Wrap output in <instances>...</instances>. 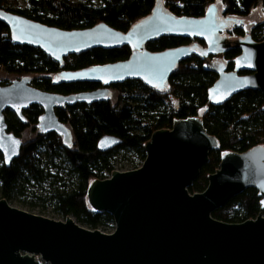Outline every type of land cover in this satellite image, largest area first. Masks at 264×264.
I'll use <instances>...</instances> for the list:
<instances>
[{"label": "water", "instance_id": "obj_1", "mask_svg": "<svg viewBox=\"0 0 264 264\" xmlns=\"http://www.w3.org/2000/svg\"><path fill=\"white\" fill-rule=\"evenodd\" d=\"M220 4H209L198 18L177 17L157 4L151 13L120 32L104 22L90 28L64 30L0 9V22L19 45H31L53 61L90 48L114 49L128 46L130 56L122 61L94 65L76 71H60L53 82H94L99 88L60 95L34 87L29 76L0 85V154L6 167L17 158L28 130L21 138L7 131L5 110L23 121L22 111L31 105L41 108L37 120L40 134L54 133L63 147L73 145L72 133L55 114L57 107L75 103L93 104L113 97L110 86L135 79L162 90L175 67L191 55L206 60L217 78L208 88V99L221 105L248 90L264 92V40L250 35L235 38L224 34L240 54L233 70L223 63L211 64L209 56L223 54L228 45L221 36L235 18L220 15ZM264 21L260 7L244 18V28ZM242 20H239V24ZM165 34L198 39L160 52L144 44ZM222 59V55L218 56ZM245 72V74H240ZM24 140V141H22ZM121 143L102 136L98 146L110 150ZM217 140L207 133L202 119L190 116L175 120L171 128L154 131L144 145L145 157L134 169L112 170L107 178L94 179L87 188V201L94 213L111 215L114 229L104 233L77 224L70 216L63 221L35 215L0 199V264H264V146L245 152H228L210 175L202 192L188 187L216 150ZM247 188L260 196V212L239 223L217 220L211 213Z\"/></svg>", "mask_w": 264, "mask_h": 264}, {"label": "trees", "instance_id": "obj_2", "mask_svg": "<svg viewBox=\"0 0 264 264\" xmlns=\"http://www.w3.org/2000/svg\"><path fill=\"white\" fill-rule=\"evenodd\" d=\"M94 0L74 2L70 0H28L29 7L19 8L14 0H0V9L22 15L41 24L64 30L85 29L104 22L120 32L148 16L160 4L163 9L177 17H201L206 7L217 2L220 15L236 18L230 35L236 39L250 35L260 42L264 40V21L246 33L240 19L260 7L264 12V0ZM226 38V37H224ZM222 55L227 71L233 70V61L240 50L228 40ZM197 43L198 39L165 34L144 44L150 52ZM131 49L124 45L114 49L90 48L53 61L31 45H19L12 41L9 29L0 22V72L12 79L29 76L34 87L60 95H69L100 87L94 82L54 83L60 71H76L94 65H103L127 59ZM211 61V60H210ZM206 60L191 55L178 63L170 74L165 87L158 90L141 80L130 79L110 86L113 97L93 104L75 103L55 109L58 120L68 126L73 145L63 147L61 138L54 133L38 134L36 124L42 110L37 105L25 111L26 121L6 111L7 131L21 137L28 130L35 134L25 140L17 158L6 167L0 154V199L9 198L18 183H42L57 178L42 167L39 156L42 149L52 162L57 156L67 163L69 172L76 178L71 191H53L48 197L54 209L64 219L73 217L76 222L94 230L108 223L114 224L110 214L94 213L87 201V188L94 179H104L114 167L111 157L119 149L132 151L141 159L145 157L144 145L151 134L163 128H171L175 120L197 116L202 119L208 134L218 142L216 150L209 152L208 162L197 179L188 187L190 193L202 192L207 186L208 175L218 167L220 157L228 152H245L254 146H264V92L248 89L221 105L210 103L208 88L217 78L213 65L205 69ZM240 74H245L241 72ZM114 136L121 140L116 147L101 151L98 142L102 136ZM136 168V166L134 167ZM260 212V196L255 188H247L232 197L211 216L227 223H239L254 219Z\"/></svg>", "mask_w": 264, "mask_h": 264}, {"label": "rangeland", "instance_id": "obj_3", "mask_svg": "<svg viewBox=\"0 0 264 264\" xmlns=\"http://www.w3.org/2000/svg\"><path fill=\"white\" fill-rule=\"evenodd\" d=\"M19 8L26 9L29 7L28 0H14ZM74 2H85V0H70ZM95 5L101 4V0H94ZM260 23V22H258ZM244 26V24H243ZM244 28V27H243ZM252 27H249L251 29ZM245 29V28H244ZM248 33V30H246ZM228 36L230 33H228ZM10 80L5 78H0V84H9ZM32 86L33 84L30 83ZM5 117L7 113L5 112ZM30 133L34 134V132ZM39 156L42 158V167L49 171L53 175H57V178H50L42 183H18L15 189L7 198L9 205L16 207L18 209L27 211L29 213L44 216L54 220H64V217L59 214L53 207L49 196L53 191H71L76 187V178L72 176L69 172L67 163L62 157L57 156L52 160L46 157L44 151L40 149ZM111 164L115 170L126 171L136 168L141 164V159L137 157L132 151L119 149L111 157ZM1 196V189H0ZM74 221L75 219L71 217ZM76 222V221H75ZM80 226L87 228L79 222H76ZM89 229V228H87ZM114 229V224L108 223L100 227L101 232L110 233Z\"/></svg>", "mask_w": 264, "mask_h": 264}, {"label": "flooded vegetation", "instance_id": "obj_4", "mask_svg": "<svg viewBox=\"0 0 264 264\" xmlns=\"http://www.w3.org/2000/svg\"><path fill=\"white\" fill-rule=\"evenodd\" d=\"M225 17H229V16H225ZM222 18H224V17L222 16ZM232 18H234V17H232ZM235 19H236V18H235ZM241 20H242V22L240 23V25L243 26V24H244V18L241 19ZM238 24H239V23H238ZM257 24H258L257 22H252V27L256 26ZM235 25H236V22H234V21L231 22L230 27H228V28L226 29L225 32H222V33H221V36L223 37L224 41L228 42L227 39L224 38V36H225L226 34H228L229 32H231L233 26H235ZM223 33H224L225 35H223ZM193 44H197V43L195 42V43H193ZM219 55H223V54H219ZM219 55H216V56H209V57L207 58V61H208L209 63H211V64L222 63L221 59L218 58ZM210 60H211V61H210ZM0 85H6V84H0ZM25 110H26V109H25ZM25 110L22 111V114H23V116H24V120H23L22 122H25V121H26L25 114H24V111H25ZM6 111H9V110H5V112H6ZM5 112H4V113H5ZM10 112H11V111H10ZM4 118H5V114H4ZM16 118H17V117H16ZM5 121H6V120H5ZM20 121H21V120H20ZM36 129H37V127H36ZM37 133L40 134V133L38 132V130H37ZM20 138H21V137H20ZM22 141H24V140H22Z\"/></svg>", "mask_w": 264, "mask_h": 264}, {"label": "built area", "instance_id": "obj_5", "mask_svg": "<svg viewBox=\"0 0 264 264\" xmlns=\"http://www.w3.org/2000/svg\"><path fill=\"white\" fill-rule=\"evenodd\" d=\"M109 175H106V177L105 178H107ZM98 230H100V229H98ZM113 230H111V232H112Z\"/></svg>", "mask_w": 264, "mask_h": 264}]
</instances>
